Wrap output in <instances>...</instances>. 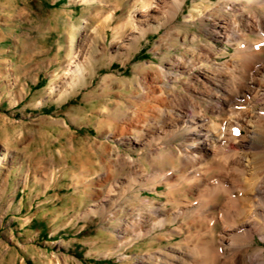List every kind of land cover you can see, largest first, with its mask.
Here are the masks:
<instances>
[{
  "label": "rangeland",
  "instance_id": "1",
  "mask_svg": "<svg viewBox=\"0 0 264 264\" xmlns=\"http://www.w3.org/2000/svg\"><path fill=\"white\" fill-rule=\"evenodd\" d=\"M182 1L178 10L173 0H0V264H133L147 253L150 239L115 252L123 243L113 239L112 210L104 201L98 213L97 203L116 179L122 187L152 174L129 138L164 104L157 68L208 42L187 19L201 0Z\"/></svg>",
  "mask_w": 264,
  "mask_h": 264
},
{
  "label": "bare ground",
  "instance_id": "2",
  "mask_svg": "<svg viewBox=\"0 0 264 264\" xmlns=\"http://www.w3.org/2000/svg\"><path fill=\"white\" fill-rule=\"evenodd\" d=\"M173 1L182 8L183 1ZM187 19L199 21L208 42L169 67L158 66L164 104L129 138L142 151L139 165L153 172L129 176L126 186L110 183L97 211L104 212V201L112 210L113 239L123 243L119 255L150 239L147 253L133 264H264L257 240L264 242V0H201ZM173 134L181 137L175 147L169 145ZM125 163L131 168L137 160ZM167 166L175 174H159ZM142 190L167 197L170 207L143 197ZM175 236L183 243L152 248Z\"/></svg>",
  "mask_w": 264,
  "mask_h": 264
}]
</instances>
